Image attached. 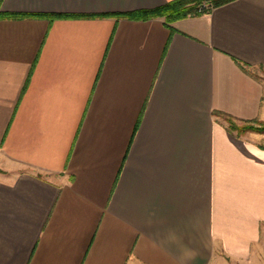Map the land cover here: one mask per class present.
<instances>
[{"label":"crops","instance_id":"0c3cea01","mask_svg":"<svg viewBox=\"0 0 264 264\" xmlns=\"http://www.w3.org/2000/svg\"><path fill=\"white\" fill-rule=\"evenodd\" d=\"M166 1L2 0L0 264H264V0Z\"/></svg>","mask_w":264,"mask_h":264},{"label":"trees","instance_id":"16d2710c","mask_svg":"<svg viewBox=\"0 0 264 264\" xmlns=\"http://www.w3.org/2000/svg\"><path fill=\"white\" fill-rule=\"evenodd\" d=\"M232 0H168L161 6H158L156 8L147 9V10H138L134 12H128V13H121L116 14V16L119 17H128V18H134V19H148L153 17H162L164 23L173 29L171 23L175 20L185 18L188 16H195L200 15L202 13L209 12L212 8L222 5L224 3H227ZM1 3L2 0H0V18L2 17H23V16H29L30 14L26 13H11V12H5L1 9ZM40 15V14H38ZM60 15H52L51 17H58ZM242 66V65H241ZM244 69V65L242 66ZM219 115H224L226 117V121L228 123V128L233 131L235 130V125H231L230 119H234L230 114L223 113L220 111L215 112ZM238 119V118H235ZM243 121L244 123L256 121V119H239ZM240 130H255L258 132H264V127L261 128H252L251 126H245L242 128H238Z\"/></svg>","mask_w":264,"mask_h":264},{"label":"rangeland","instance_id":"374dc122","mask_svg":"<svg viewBox=\"0 0 264 264\" xmlns=\"http://www.w3.org/2000/svg\"><path fill=\"white\" fill-rule=\"evenodd\" d=\"M249 71L256 77L264 80V68L256 66V67H251L249 68ZM219 118L223 121H225V123L228 126V123L226 121V117L224 115H219ZM230 124L235 125V130H233L232 132L235 133V135H243L244 133H246L247 131H255V130H250V129H246V130H240L238 128H242L245 126H251L252 128H261L264 127V121L262 120H257L256 121H252V122H248V123H244L243 121L239 120V119H230ZM258 132V131H256Z\"/></svg>","mask_w":264,"mask_h":264}]
</instances>
